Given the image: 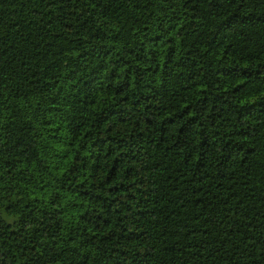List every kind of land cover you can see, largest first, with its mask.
I'll list each match as a JSON object with an SVG mask.
<instances>
[{
  "label": "trees",
  "instance_id": "trees-1",
  "mask_svg": "<svg viewBox=\"0 0 264 264\" xmlns=\"http://www.w3.org/2000/svg\"><path fill=\"white\" fill-rule=\"evenodd\" d=\"M0 264H264V0H0Z\"/></svg>",
  "mask_w": 264,
  "mask_h": 264
}]
</instances>
